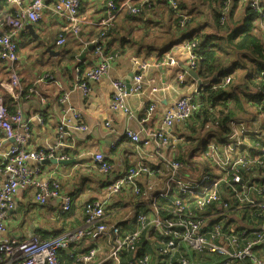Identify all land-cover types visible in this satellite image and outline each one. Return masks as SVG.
<instances>
[{
  "label": "crops",
  "instance_id": "crops-1",
  "mask_svg": "<svg viewBox=\"0 0 264 264\" xmlns=\"http://www.w3.org/2000/svg\"><path fill=\"white\" fill-rule=\"evenodd\" d=\"M79 1L80 17L91 23H83L79 36H68L61 45L56 44V39L65 22L51 4H46L37 22H22L15 37L18 54L16 71L23 87L18 104L12 95L14 89L9 84L8 63L0 58V96L9 111H13L19 105L24 118L28 120L30 127L26 147L56 150V153L67 154L68 158H76V162L70 164L52 161L38 164L32 160L28 161L30 167H40L41 180L55 181L63 193L71 195V208L67 212H60L59 197L48 198L43 204L38 203L34 199L36 189L21 186L13 196L14 204L8 212L5 230L0 231V238L8 237L22 241L35 234L52 236L77 228L83 223L84 205L91 200L103 201L107 224L117 223L124 231L135 226L131 218L133 213L153 214V196L164 187L166 178L167 169L163 160L176 157L179 151L176 145L157 149L152 142L135 143L124 135V131L128 128L139 131L142 135L143 130L158 128L164 111L172 107L180 95L193 96L197 93L200 84L186 70L188 65L186 54L181 48L173 50L172 46L179 45L195 33L198 34V38L210 35V43L225 44L222 36L242 23L247 15L248 6L243 0H228L226 24L223 26L221 24L219 28L214 23V12L218 8L215 0H178L181 9L192 16L184 28L175 25L172 10L165 0H155L151 8L137 15H130L125 10L118 11L105 39L106 47L116 52L117 57L110 68L109 76L94 82L91 93L83 95L73 86V67L75 65L88 67L94 64L96 56L90 46L93 45L92 41L97 37L98 30L93 22L106 17L109 7L108 0ZM260 1L264 6V0ZM15 9L14 3L0 0V19L12 15ZM251 31L264 43V19L256 14L252 19ZM170 51L175 53L176 64L168 66L161 64V57ZM135 56L147 65L142 71L145 89L128 94L127 100L132 114L128 116L109 108L112 93L110 78H119L131 84L132 75L137 70L132 62ZM240 59L247 61L243 57ZM230 62L232 59L228 63ZM182 71L187 73L185 79L180 82L177 80V74ZM237 72L241 74L244 69H237ZM47 74H53L54 80L45 77ZM150 78H154L155 81H150ZM236 83L240 88L249 89L254 94L258 91L247 79ZM153 85L158 87L155 92L151 90ZM31 87L34 88L33 92H28V88ZM63 91H68V103L81 113L87 130L69 131L58 139L57 124L64 107V104L59 102V96ZM241 101L243 109H250V113L260 124L258 110L255 112L253 109L255 104L249 100ZM151 102L155 103V108L149 112L148 106ZM257 106L259 108L258 104ZM107 120L110 121V126L105 125ZM238 122L243 121L235 120L234 126H237ZM178 127H183V124L173 126L171 129L173 135L179 136ZM256 129L257 126L243 130L246 133H256ZM12 143V140L4 139L0 133V152L7 150ZM96 152L103 153L112 164L110 173L103 174L95 169L93 154ZM240 152L245 154L246 148L241 147ZM87 153H92V156L80 158ZM200 154L197 151L193 156ZM137 162L145 163L152 170V174L140 176L138 180L140 193L135 195L130 187H124L120 192L110 194L108 188L110 181ZM4 180L5 177L0 171V186ZM237 222L242 226L252 227V224L243 223L241 220L237 219ZM156 238L151 229L145 231L144 240L148 243L156 245ZM91 246L97 248L93 262L112 264L108 258L110 236L105 234L97 237L85 234L71 248L60 251L59 258L63 264L67 252L72 255L76 251L77 255ZM256 250L259 256L264 257L262 247ZM189 255L192 256L190 258L192 264L203 262L201 256L191 253ZM211 255L213 261L218 259V255L210 253ZM123 258L122 256L124 262ZM164 263H167L166 259L159 255L158 259H152L150 262Z\"/></svg>",
  "mask_w": 264,
  "mask_h": 264
},
{
  "label": "built area",
  "instance_id": "built-area-1",
  "mask_svg": "<svg viewBox=\"0 0 264 264\" xmlns=\"http://www.w3.org/2000/svg\"><path fill=\"white\" fill-rule=\"evenodd\" d=\"M6 1L14 3L16 9L12 15L0 19V58L8 63L9 84L14 89L12 95L18 104L23 87L16 71L18 54L15 37L22 22H37L41 18L46 4H51L65 22L56 39L57 45L63 44L68 36L78 37L83 23L91 22L80 17L79 0ZM243 1L258 17L264 19V6H262L260 0ZM154 2L155 0H121L118 3L113 0L107 1L109 12L106 17L93 22L99 33L92 41L93 54L96 56L94 64L88 67H81L80 65L73 67V86L78 88L83 95L91 93L94 82L102 77L109 76L110 68L117 57V53L109 50L105 45L106 29L112 25L116 13L125 10L130 14L137 15L151 8ZM165 2L172 10L177 27L184 28L190 21V14L179 8L178 0H165ZM227 2L228 0H224L220 13L219 20L222 24L228 14ZM198 44V34L195 33L184 39L179 45H173L172 49L181 48L186 54L189 68L195 70L197 61L202 57V51L198 48ZM132 62L137 70L132 75L129 91L122 79L110 78L112 93L109 108L128 116H132L127 100L128 94L144 91L145 82L142 71L147 66L144 61L139 60L136 56L133 57ZM160 63L167 66L175 65V53L172 51L164 53ZM186 73V71L179 72L177 80L182 82ZM260 76L264 80V70L260 71ZM45 77L54 80L53 74H47ZM229 80L230 76H227L225 84ZM150 81H155V79L150 78ZM33 90L32 87L28 88V92H33ZM151 90L155 92L158 87L153 85ZM192 97L180 95L174 105L164 111L158 128L143 130L142 135L139 131L127 128L124 135L135 143L148 144L152 142L157 149L168 147L171 141L180 142L181 139L177 135H173L171 129L174 125L185 121L192 114L196 107L195 102H192ZM59 102L64 104V107H62V114L57 124L58 139L69 131H86L87 125L83 122L81 113L68 103V91L61 93ZM255 103L259 105L258 115L261 119H264V95ZM154 108L155 103L151 102L148 111L151 112ZM233 124L234 122L231 123L232 131L229 139H234L235 145L231 146L225 141L223 144L211 141L205 151L206 156L210 158V166L218 171L216 176L202 169L199 178L192 180L184 173L185 166L181 162L171 157L164 158L163 162L167 169L166 178L163 190L158 191L153 196V214L133 213L131 217L135 223L133 229L124 231L117 223L108 225L105 221L106 209L103 201L91 200L85 203L83 223L77 228L68 229L45 238L35 234L22 241L8 237L0 238V264H62L59 258L60 251L71 248L87 233L91 237L104 234L110 236L108 258L112 261V264H150L152 260L147 254L122 261L124 251H132L134 255L138 253L137 244L140 242L141 235L149 229L153 231L154 236H157L158 255L161 258L178 251L179 241H182L195 252L206 251L220 256L208 264L241 262L264 264V257L259 256L256 250L260 247L264 250V198L257 201L248 196V191L252 188L260 192L264 191V171L256 175L257 177L262 176L263 181L260 184L254 179L255 177L243 179L238 171L239 166H244L247 170L252 165L264 168V145L260 147L261 156L231 155L233 150L242 145L240 135L243 136L244 133L242 128L237 129ZM105 125L110 126V121L107 120ZM29 127L28 120L24 118L21 107L17 105L13 111H9L0 96V133L4 139H12L13 141L7 150L0 152V171L5 177L0 186V231L5 230L8 212L14 204L13 196L21 186L35 188L34 199L38 203L43 204L48 198L59 197L61 200L60 212H67L71 208V195L63 193L57 182L41 180L39 166L30 167L28 165L29 160L40 164L46 158L67 159L69 156L64 153H56V150L27 148L26 140L29 135ZM262 127L264 128V125ZM261 137H264V134H261ZM93 163L95 169L103 174H108L112 170V164L101 152L93 154ZM142 174L150 175L152 170L143 162L130 165L121 175L110 181L108 185L109 193L116 194L124 187H130L135 194L140 193L138 179ZM222 182L229 185L240 184L239 189L236 186L232 187L234 196L241 203L245 202L257 208L261 223L256 228L244 226L236 231L232 226L228 228V231H224L219 223L208 225L209 219H215L219 216L226 219L230 216L227 212L232 196L220 191ZM201 183L207 185L199 191L198 188ZM172 192H174V195H170ZM169 196H174V199L170 202V213L173 217H162L158 214L155 201L160 197ZM222 196L225 200L221 201V205L218 206V212L212 211L210 215H207L204 211L205 204L220 201ZM190 199L195 201L199 213L187 210V203ZM96 252L97 248L95 246L89 247L85 252L74 256V264H100L93 262ZM172 264H192V262L185 256H179Z\"/></svg>",
  "mask_w": 264,
  "mask_h": 264
},
{
  "label": "trees",
  "instance_id": "trees-1",
  "mask_svg": "<svg viewBox=\"0 0 264 264\" xmlns=\"http://www.w3.org/2000/svg\"><path fill=\"white\" fill-rule=\"evenodd\" d=\"M113 1L118 3L116 0ZM215 2L217 3L216 5L218 8L214 12V23L215 26L219 28L222 24L219 19L223 7V0H215ZM178 5L179 8H181L180 3ZM254 15V11L247 6V15L243 19L242 23L235 27L232 31H229L227 34L222 36L225 40V44L210 43V35L199 37L198 48L202 51V57L197 61V65L195 67L198 77L201 79L212 78V76L216 74L221 67H227L217 73L216 77L214 79H210L207 84H200L197 93L192 97V102H195L196 105L195 109L185 121L178 123L183 124V127H178L177 129L179 134L178 137L181 140L176 144L179 152L174 159L181 161L185 167H191V160L195 157L193 156V153L199 151L200 148L201 152H205L208 149L206 145L209 137H213V135H215L217 138L216 143L224 142L231 137L232 122L235 120L252 121L253 119H256L253 115L246 116V119L238 116L241 113L249 112V110L243 109L241 99L249 100L250 103L255 104L253 109L256 112L259 108L257 103H254L253 101L257 102L264 95V80L260 76V71L264 70V43L251 31L252 19ZM174 23H176L175 20ZM225 24L226 21L222 24V26ZM109 28L110 26L106 29V35L110 32ZM242 57L247 59L246 63L245 60L241 61L240 58ZM231 59L232 62L228 63ZM253 66L256 67V70L255 72L250 73ZM237 69H244V72L239 75ZM236 75L239 80H249L251 85L258 91L254 94L249 89L240 88L235 81ZM227 76H230V80L225 84V78ZM7 101H9V99H7ZM250 107H252V105H250ZM248 137V144L246 145L243 143L240 148H246L245 155L247 156H261L262 153L260 151V147L264 145V137H261V133H259L258 130L256 133L254 132V136ZM187 144H189V148L188 150H184L183 145ZM208 165H210V158L206 157L202 168L212 175ZM238 171L243 179L255 177L254 179L259 184L263 181L262 176L257 177L256 175L260 174L261 171H264V168L252 165L249 166V170H247L244 166H239ZM233 186H236L239 189L240 184L234 183L229 185L222 182L220 186V191L226 192V194L232 196V200L229 204V210L227 212L230 216L226 219H223L222 216L215 219H209L208 225L210 226L213 223H219L224 231H228V228H231L232 226L236 231H238L240 228L244 227L237 222L238 219L243 223L252 224V227L256 228L257 225L261 223V218L258 216L257 208L255 206H251L250 204H246L245 202L241 203L237 200L234 196ZM170 195H174V192ZM248 196L251 199L260 201L264 198V191L260 192L257 189L252 188L248 191ZM172 199H174V196L160 197L155 201L156 208L160 216L173 217L170 213V202ZM223 200H225V198L222 196L220 201L205 204L204 211L207 215H210L212 211L218 212V206L221 205V201ZM187 204V210H190L193 213H199L193 199H190ZM144 234L145 232L142 233L140 242L137 244L138 253L134 255L132 251H124L122 254L124 260L138 258L144 254L149 255L151 260L158 259L157 244L152 245L151 243L145 241ZM40 236L43 238L50 237ZM189 253L201 256V258H203V262L201 264L213 262V256H210V253L206 251L200 253L195 252L186 246V244L182 241H179L178 251H175L172 254H167L164 259H166V264H172L179 256H185L190 260L192 256L189 255ZM74 255H76V251H74L72 255H69L67 252V254H65L66 260L63 264H74ZM213 255L217 256L215 253ZM219 257L220 256H218V258Z\"/></svg>",
  "mask_w": 264,
  "mask_h": 264
},
{
  "label": "rangeland",
  "instance_id": "rangeland-1",
  "mask_svg": "<svg viewBox=\"0 0 264 264\" xmlns=\"http://www.w3.org/2000/svg\"><path fill=\"white\" fill-rule=\"evenodd\" d=\"M215 4H217L216 2H215ZM228 4H229V2H227V6H228ZM223 5H224V0H223ZM127 12V11H126ZM128 13V12H127ZM130 14V13H129ZM190 14V13H189ZM190 16H191V14H190ZM192 17V16H191ZM227 19V18H226ZM190 20H191V18H190ZM226 21V20H225ZM247 61H245V63H246ZM255 70H256V67L255 66H253L252 68H251V70H250V73H253V72H255ZM240 75V74H239ZM238 75V76H239ZM235 81H240L239 80V78L237 77V75H236V80ZM247 110H249V112H246V113H241V114H239L238 116H240V117H242V118H245L246 119V116H248V115H252L250 112H251V110L250 109H247ZM253 120H255V119H253ZM235 124V123H234ZM233 124V125H234ZM259 124V122H258V120L256 119L255 121H253V122H250V121H248V123H247V121H245V120H243V122H238V124H237V126H235L237 129H240V128H242V129H247V128H251V127H256L257 126V129L256 130H258V132L259 133H261V134H264V128L262 127V125H264V119H261L260 118V124ZM246 132H244L243 133V135H245V136H242V137H240V141L241 142H243V143H245L246 145L248 144V140H249V137L248 136H254V133H246ZM260 136V135H259ZM243 137H244V139H243ZM216 136L215 135H213V137H211V138H208L207 140V147H208V145H209V143L211 142V141H216ZM225 142H227V143H229L231 146H233V145H235V140L234 139H227ZM224 142H220L219 144H223ZM242 143V144H243ZM177 144V142H174V141H171L170 143H169V146L170 145H176ZM184 147H183V149L184 150H188V148H189V144H187V145H183ZM223 146V145H222ZM241 146V145H240ZM240 146L239 147H237L235 150H233L232 151V153H231V155H242L243 153L242 152H240ZM166 148V147H165ZM165 148H159V149H165ZM201 149V148H200ZM199 149V152L201 153V155L200 156H196V157H194L192 160H191V167H185L184 169H183V171H184V173L187 175V176H189L192 180H196V179H198L199 178V175H200V173H201V170L203 169L202 168V166H203V164H204V162H205V158L207 157L206 156V154H205V152H201V150ZM178 151H179V149H178ZM171 159V158H170ZM174 159V158H173ZM178 161V160H177ZM179 162H181V161H179ZM182 163V162H181ZM183 164V163H182ZM209 166V169H210V171H211V173L212 174H214L215 176L217 175V173H218V171L216 170V168H213V167H211L210 165H208ZM140 178V177H139ZM139 180V179H138ZM139 182V181H138ZM206 183H201L200 185H199V191H201V190H203L205 187H206ZM161 190H163V188L161 189ZM160 190V191H161ZM249 264H251L250 262H248Z\"/></svg>",
  "mask_w": 264,
  "mask_h": 264
},
{
  "label": "water",
  "instance_id": "water-1",
  "mask_svg": "<svg viewBox=\"0 0 264 264\" xmlns=\"http://www.w3.org/2000/svg\"><path fill=\"white\" fill-rule=\"evenodd\" d=\"M90 47L93 48V45H91ZM48 50H49V48H48ZM50 51H51V50H50ZM225 68H226V66L221 67V68L217 71V73L221 72V71L224 70ZM186 70H187L188 74H189L191 77H193L195 80H197V82H198L199 84L208 83V82L210 81V79H212V78L214 79V78L216 77V75H217V73H216V74H214V75L212 76V78H203V79H201V78L198 77V74H197L196 70L189 68L188 65L186 66ZM125 84H126V88H127V90L129 91V88H130V86H131L130 82L128 81V82H126ZM10 140H12V139H10ZM91 156H92V153H87V154H83L82 156H80V158L91 157ZM49 161L57 162V163H63V164H70V163H75V162H76V158H67V159H57V158H51V159H48V158H46V159H44V160L42 161V163H46V162H49Z\"/></svg>",
  "mask_w": 264,
  "mask_h": 264
}]
</instances>
